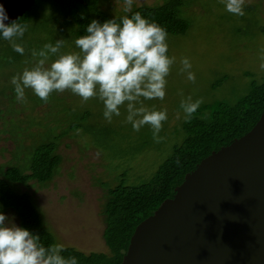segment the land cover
<instances>
[{
	"label": "rangeland",
	"instance_id": "rangeland-1",
	"mask_svg": "<svg viewBox=\"0 0 264 264\" xmlns=\"http://www.w3.org/2000/svg\"><path fill=\"white\" fill-rule=\"evenodd\" d=\"M64 2L69 0L37 1L22 22L28 26L24 37L14 40L22 44L23 56L13 51L10 42L0 40V170L11 165L27 168L33 147L53 141L76 125V130L69 129L58 141L61 162L48 184L31 181L11 186L30 196L55 243L85 254H109L102 238L107 187L119 184L124 172L127 186L149 182L175 147L182 145L186 120L181 101L191 97L193 102L202 99L201 105L217 101L234 104L249 92L253 82L264 80L260 67L264 63V0H244L243 16L225 11L221 0H194L183 10L190 29L184 36L167 39L168 55L176 60L167 77L166 97L145 101L149 108L167 110L159 143L153 140L149 126L133 131L125 122L123 107L121 116L108 123L100 102H83L67 90L52 93L44 102L26 89V101H17L11 79L43 59L44 44L64 40L62 52L78 51L74 45L76 26ZM157 3L161 0H134L132 8ZM100 8L112 15L126 13L124 0H100ZM185 57L192 64L194 83L180 71ZM3 212L15 217L20 226L12 210Z\"/></svg>",
	"mask_w": 264,
	"mask_h": 264
},
{
	"label": "clouds",
	"instance_id": "clouds-1",
	"mask_svg": "<svg viewBox=\"0 0 264 264\" xmlns=\"http://www.w3.org/2000/svg\"><path fill=\"white\" fill-rule=\"evenodd\" d=\"M134 0H124V11L130 13ZM224 10L243 16L244 0H221ZM28 26L10 20L4 4L0 3V39L10 42L13 51L24 55V48L16 39H22ZM168 32L155 21H149L140 12L124 15L103 22L93 19L85 27V34L75 39L78 51H61L64 40L44 44L35 67L25 68L12 77L17 101H26L25 90L47 102L54 92L66 90L83 102L96 99L103 105V117L111 123L113 117L126 110L125 122L133 131L145 126L152 131L153 140L159 143L163 122L168 119L167 110L149 108L145 101H163L166 97L167 77L176 58L168 55ZM48 53H51L50 57ZM264 59V57H262ZM48 67H44L46 62ZM182 73L193 83L195 73L185 57L180 61ZM264 69V63L260 65ZM202 99L182 100L185 120L190 121ZM63 243L45 245L38 231L19 226L15 217L2 211L0 205V264H79L76 256L65 257Z\"/></svg>",
	"mask_w": 264,
	"mask_h": 264
},
{
	"label": "trees",
	"instance_id": "trees-1",
	"mask_svg": "<svg viewBox=\"0 0 264 264\" xmlns=\"http://www.w3.org/2000/svg\"><path fill=\"white\" fill-rule=\"evenodd\" d=\"M37 1L24 16L19 18L21 23L33 10ZM201 1L205 2V0ZM193 2L194 0H161L159 4L134 7L130 13L117 15L102 10L100 0L80 2L69 0L63 5L69 9L71 19L76 26L74 34L77 38L85 34L86 25L93 19L103 22L116 18L119 22L122 16H130L138 11L149 21H155L165 28L168 39L170 36H184L188 32L190 20L185 17L187 12L183 13V10ZM223 80L224 77L216 83V86ZM263 111L264 80L260 83L253 82L249 92L234 104L217 101L201 105L193 118L183 124L185 138L182 145L175 147L171 157L160 166L149 182L140 186H127L123 181L126 174L124 172L119 184L107 187L102 238L109 254H85L72 247H66L61 254L65 257L76 256L79 264H120L135 228L153 215L163 201L174 196V189L203 159L249 132ZM69 129L76 130L77 126H69L53 141L33 147L27 168L11 165L0 170L2 171L0 177L2 211L12 210L17 215L20 226L34 232L38 231L46 246L55 243V239L45 228L41 213L26 192H16L11 184L27 185L31 181L40 185L48 184L58 172L61 162V157L57 154L58 141Z\"/></svg>",
	"mask_w": 264,
	"mask_h": 264
},
{
	"label": "water",
	"instance_id": "water-1",
	"mask_svg": "<svg viewBox=\"0 0 264 264\" xmlns=\"http://www.w3.org/2000/svg\"><path fill=\"white\" fill-rule=\"evenodd\" d=\"M35 1L0 3L17 20ZM174 191L135 228L120 264H264V111Z\"/></svg>",
	"mask_w": 264,
	"mask_h": 264
}]
</instances>
